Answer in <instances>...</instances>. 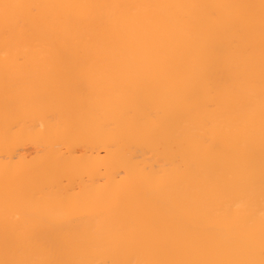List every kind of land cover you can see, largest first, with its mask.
<instances>
[{
    "label": "bare ground",
    "instance_id": "6f19581e",
    "mask_svg": "<svg viewBox=\"0 0 264 264\" xmlns=\"http://www.w3.org/2000/svg\"><path fill=\"white\" fill-rule=\"evenodd\" d=\"M0 264H264V0H0Z\"/></svg>",
    "mask_w": 264,
    "mask_h": 264
}]
</instances>
